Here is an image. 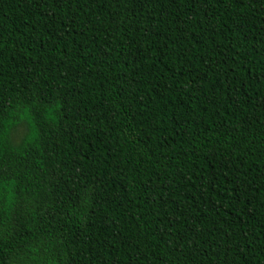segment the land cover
<instances>
[{
	"label": "trees",
	"instance_id": "trees-1",
	"mask_svg": "<svg viewBox=\"0 0 264 264\" xmlns=\"http://www.w3.org/2000/svg\"><path fill=\"white\" fill-rule=\"evenodd\" d=\"M0 264H264V0H0Z\"/></svg>",
	"mask_w": 264,
	"mask_h": 264
},
{
	"label": "snow or ice",
	"instance_id": "snow-or-ice-1",
	"mask_svg": "<svg viewBox=\"0 0 264 264\" xmlns=\"http://www.w3.org/2000/svg\"><path fill=\"white\" fill-rule=\"evenodd\" d=\"M23 133H21V135H22Z\"/></svg>",
	"mask_w": 264,
	"mask_h": 264
}]
</instances>
